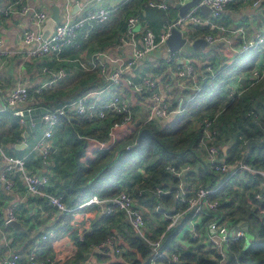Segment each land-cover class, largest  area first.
<instances>
[{"label":"trees","instance_id":"trees-1","mask_svg":"<svg viewBox=\"0 0 264 264\" xmlns=\"http://www.w3.org/2000/svg\"><path fill=\"white\" fill-rule=\"evenodd\" d=\"M147 1L130 0L118 9L119 16L115 19L110 34L96 33L90 39H83L84 29H79L75 38L76 40L81 34V38L78 39L79 50L87 48L89 41L92 45L90 49H103L114 38L117 39L129 16H137L139 21L145 23L154 33L159 31L165 21L176 18L175 7L163 11L148 6ZM207 28L196 27L201 33H209ZM190 35L191 39L197 36L195 33ZM260 55L259 50L242 53L231 65L223 66L213 79L206 76L200 79V91L192 100L184 103V112L175 115L169 125L158 126L153 124L154 122L130 125L126 129L127 134L124 133L114 146L106 151L95 150L92 158H82L91 144L90 138L106 140L109 129L119 121V116L99 122H88L77 114L59 116L58 121L64 124L63 133L71 149L58 163L56 170L58 180L51 187V192L60 195L61 201L68 209H77L93 195L100 199H109L120 192L130 193L141 208L145 205L151 211L154 210L153 213L156 215L154 218L159 219L152 232L147 233L149 239L154 240L163 234L162 246L172 247L176 236L183 235L187 247L174 250L178 255L179 264H217L215 252L206 249L200 239H191L188 235L186 228L191 211L185 212L169 229L167 226L171 220L167 218L160 220L161 216L164 218L165 215L182 211L186 207L176 197L179 195L182 173L177 176L169 167H173L175 171L185 166L192 168L199 160L197 152L202 148L200 145L202 128L199 122L208 118L214 119L212 129L216 134L212 144L219 148L222 140L234 142L236 155L223 161L233 163L242 160L253 170H264V77L239 94H231L228 89L229 81L237 72L253 69ZM43 106L51 108L45 103ZM189 117H194L195 121L189 120ZM192 122L194 125H191ZM142 128L149 129L151 136L144 135L137 143V136ZM182 152L184 154L180 155ZM186 176L197 180L200 183L197 187L208 186L217 178L210 167L201 168L196 172L190 171ZM239 177L241 180L238 182L242 181L245 190L250 191L254 185L260 183V187L251 192L252 206L247 204L243 208L234 203L235 197L229 186L233 184L232 180ZM157 189L161 190L158 196L155 194ZM258 192L262 193L259 200L254 199ZM211 199L220 203L217 214H221V222H229L235 226L241 219L246 220L248 231L254 236L248 245H245V237L230 241L228 260L224 264H264V214L260 213V209L264 208V179L258 174L244 172L226 181ZM157 206L160 210L156 212ZM67 214L68 212L65 215ZM104 218L103 216L102 219ZM210 219L209 216H204L202 225ZM105 220L108 221L109 217ZM129 229L126 245L128 251L124 256L126 261L128 264H147L151 254L150 247L135 235L130 226ZM111 233V229L94 227L92 232L84 236L83 241L75 237L73 241L75 257L81 258L82 252L90 245L98 243ZM73 261L76 259H70L67 263ZM161 262L169 264L165 258Z\"/></svg>","mask_w":264,"mask_h":264},{"label":"crops","instance_id":"crops-1","mask_svg":"<svg viewBox=\"0 0 264 264\" xmlns=\"http://www.w3.org/2000/svg\"><path fill=\"white\" fill-rule=\"evenodd\" d=\"M12 1L14 0H0V5L1 7H5ZM69 1L71 5L70 18L72 20L82 18L87 11L94 8L102 6L114 7L119 3V0H101L99 2L95 0ZM168 1L169 7H175L172 2H175L176 0ZM53 6H57L59 9L60 20L65 19L66 13L64 11L63 2L60 0H18V3L13 6V11L8 17L0 16V36L3 38L0 53V172L4 168L3 155L25 157V164L28 171L37 175L42 174L47 176L48 185L45 187V190L49 192H51V187L58 180L56 177V170L58 169L57 166L59 161L63 156L65 157L67 152L71 149L70 144L67 142V138L63 133L65 130L64 124L58 121L48 141L49 147H51L50 152L46 157H41L32 149L35 141L43 133L44 127L41 125L37 131L30 134L28 137H24V120L23 117L21 118L18 115V111L36 107H45L43 106L45 103L48 106H51L49 109L52 110L64 107L63 117L65 115L69 116L76 114L73 111L76 99L88 91L103 89L105 84L98 77L97 73L81 72L72 60H86L93 52L101 50L106 52L110 59H114L117 56H123V54L130 52V48H124L119 52L115 51L114 46L117 43V39L104 46L101 50H96L94 48L90 49V47H92L90 41L87 43V48L79 50L78 39L81 38L80 34V37H77L70 47L63 50L61 60L59 61L52 56L28 58L26 56V51L33 47L34 44H31L30 46L24 45L21 42V35L25 30H30L33 33L39 32L33 23L30 13L43 12L48 17ZM22 7L28 9L26 13L21 12ZM118 9L113 12L114 14L112 13L113 16L118 13ZM112 14L108 21L113 20ZM200 14L203 15L202 13ZM175 17L176 18L171 21L177 19V9ZM107 22L103 25L96 26V28L93 29L94 31L89 33L86 38L84 37L85 28H83L84 31L82 38H92L93 35L100 32L101 28ZM216 24L222 25L228 29V32H221L218 29L208 27L207 29L209 30V33H201L200 31H197L196 27H206L205 25L188 24L186 26V36L189 40H194L196 38H203L207 35H222L228 39L230 45L224 41L211 44L205 42L203 49L200 47L196 51L189 49L191 50L189 52L188 50H184L180 56L173 58L171 62L172 66H182L187 63L191 64L196 71L199 84L200 79H204L206 76L204 70L206 65L209 64L216 70H221L223 66L231 65L237 58L238 55L235 54L232 49H239L241 39L238 34L230 31L242 26L245 31V36L249 40L257 35L264 34V6H253L252 0H232V3L222 13L216 21ZM194 33L197 34V36L191 39L190 34ZM136 39L137 41L139 40V35L136 36ZM167 54L168 52L164 46H159L158 49L148 53L140 65L127 71L122 79L120 87L117 89V93L123 95L127 99L133 110L132 125L134 126L141 124L147 102L132 90L128 82H136L144 73H146V71H149L150 67H152V75L160 80L157 91L161 95L164 103L171 107H176L179 98L186 100L192 96L190 90L180 89L178 84L176 85L175 79L171 75L167 76L166 69L169 65L166 64ZM261 61L262 54L256 62L255 67L259 66ZM114 65L115 63H111V66ZM60 69L65 72V75L56 80L52 87L44 90L40 95H34L31 92L30 97L24 103L17 105L15 108L5 107L4 97L10 91L17 88L32 91L35 87H38L51 79L53 74H56ZM162 76L164 78H161ZM248 78L249 77H246L245 72H237L228 83L229 92L240 93L241 89H244L246 86ZM111 94L106 91H102L100 95L96 94L95 97H98V99L95 103L101 105ZM107 118L109 119L112 117L107 115ZM173 119L174 116H170L166 119H155L153 124L163 126ZM126 129L127 127L123 128L121 131L118 130V134L120 135L119 138L127 132ZM83 143L84 145L86 144L85 141ZM90 143L93 148L90 147V144L88 145L82 156L83 159L92 158L94 156V151L96 149L91 141ZM222 143L218 145L219 153H221L217 156L218 160L223 161L236 155L233 140H222ZM198 151L197 154L199 160H197L192 168L189 166L187 173L190 171L196 172L201 170V168L208 169L210 167L204 149L201 148ZM186 174L184 172L181 174L180 178H182L179 187L187 193H190L200 183L197 180H193V178L189 179ZM12 182L13 187L10 189H5L2 182H0V255H8L10 252H18L20 254L18 264H28L26 256L30 248L33 247L35 239L42 234L47 233L49 230H53L55 235L57 232L64 235L66 230L74 232V228H76L77 235L84 234L85 236L92 232L93 228L96 227L111 229V235L114 236L116 244L124 249V254L122 256H117L110 250L101 252L88 247L85 252H82V261L73 262L77 264H128L124 256L128 251L126 245L128 243L130 229L125 216L121 214V212L113 211L111 214L106 215L104 213L106 206L103 204L84 206L81 204L77 209L67 211L68 214L65 215L66 212L56 210L42 197L27 194L19 176L13 178ZM13 204L15 205L14 213L16 221L21 225V229L6 226V209ZM141 209L144 216L145 233L149 238L147 233L152 232V229L159 219L154 218L156 216L153 213L154 210L151 211L147 206L142 205ZM103 216L105 218L109 217V220L106 221L105 218L102 219ZM162 219L165 218L161 216L160 220ZM202 219L203 218L198 219L197 229L200 231V235L204 231ZM67 222L68 226L66 225ZM239 223H241V227L242 223L247 224L246 220L243 219H241ZM64 225L67 227H64ZM202 238L203 235H201L200 241L204 244ZM47 240L40 242L38 245L36 253L39 258L49 257L54 264H60L59 260L64 258V253H66L67 250L69 253H75L74 239L71 241L64 238L58 242L51 239ZM185 241L183 235L178 234L174 239L172 247L169 246L166 248L172 249V251L176 249L178 250V248H186L187 245L185 244ZM65 264H67V262Z\"/></svg>","mask_w":264,"mask_h":264},{"label":"built area","instance_id":"built-area-1","mask_svg":"<svg viewBox=\"0 0 264 264\" xmlns=\"http://www.w3.org/2000/svg\"><path fill=\"white\" fill-rule=\"evenodd\" d=\"M60 1L63 2L66 17L54 25L52 33L46 40L41 38V29L47 16L43 12L30 13L33 23L39 32L33 33L30 30H25L21 35V42L24 45L30 46L31 44H34L33 47L26 51V56L28 58L52 56L57 61L61 60L62 51L73 44L79 29L85 28L84 37L86 38L89 33L94 31L93 29H95L96 26L103 25L107 22L110 15L116 9L125 6L130 0H119L118 5L114 7L102 6L94 8L87 11L82 18L77 20H72L70 18V1ZM95 1L99 2L101 0ZM188 1L189 0H176L175 2H172V4L173 6H175L176 3L183 5ZM17 3L18 0H14L5 7H1L0 5V16L8 17L13 11V6ZM231 3L232 0H199L197 5L189 9L184 16H178L174 21H165L160 31L157 33H154L149 29L145 23L140 22L137 16H129L126 19L124 29L117 37V43L114 46V49L117 52L124 48H130L129 53L110 59L108 54L101 50L93 52L86 60H72L81 72L97 73L98 77L105 84L104 88L101 90H91L78 97L73 107L74 113L82 116L88 122L104 121L107 118V115H110L111 117L119 116V121L114 123L109 129L106 140L90 138V141L97 151L101 152L110 149L119 140L120 135L118 134V130L121 131L123 128L129 127L133 124V110L130 107L129 102L123 95L117 93V89L120 87L122 79L127 71L140 65L148 53L158 49L159 46L165 47V40L172 28L178 29L188 43L193 41L189 40L186 36V26L188 24L205 25L212 29H218L221 32H228V29L222 25H217L216 21ZM147 5L163 11L169 9L168 0H148ZM201 5H205L209 9V13L205 16L199 13V6ZM252 5L256 7L264 6V0H253ZM27 10V8L22 7L21 12L26 13ZM230 32L238 34L241 39L239 49L231 47L234 49H232V51L235 52V54L239 55L255 50H259L262 54L260 65L245 72L246 77L249 78L244 89H241V93L249 86L261 81L264 77V34L257 35L249 40L246 38L242 26ZM137 35H139V42L136 39ZM203 39L209 44L224 41L230 45L228 39L222 35H207L204 36ZM2 44L3 38L0 36V53ZM183 51L184 50L181 48L173 53L167 50L168 54L166 57V64H169L166 69L167 76L171 75L180 89L190 90V92H192V96L189 99L184 100L183 98H179L176 107H171L163 102L161 95L157 91L160 80L152 75V67H150L149 71H146V73H144L136 82H128L132 90L147 102L144 117L141 121L142 124L154 122L155 119H166L170 116L173 117L182 114L184 112V103L192 100L194 95L200 91L198 83L199 79L191 64L187 63L182 66L171 65L173 58L180 56ZM111 63H115V65L111 66ZM204 70L206 77L210 79H213L220 72V70H216L209 64L205 66ZM64 75L65 72L60 69L56 74H53L51 79L47 80L42 85L35 87L32 91L23 88H17L10 91L4 97L5 107L15 108L17 105H21V103H24L30 97L31 92L34 95H40L41 92L52 87L53 83ZM161 78L164 77L162 76ZM102 91H106L110 94L113 93L104 103L97 105L95 102L98 97H95V95H100ZM230 93L239 94L237 92ZM47 109L48 112L41 115L42 125L44 127L43 133L35 141L32 149L41 157H46L50 152L51 147H49L48 141L58 123L59 116L64 114V107L54 110ZM21 113L22 111H18V115L22 118ZM212 120L204 118L199 122V126L202 128L200 145L204 149L207 159L209 160L211 171L217 175V178L213 180L212 184L205 187L198 186L190 193H187L179 187V195L176 197H178L179 201L185 204L186 207L182 211L175 212L171 215H165L164 218L171 220L167 226V229H169L185 212L191 211V218L187 223L186 230L191 239L199 240L201 239V235L197 229L198 219L203 218L204 216H209L211 219L204 225L202 239L205 248L215 252L217 256V264H224L228 260V243L243 238L245 233L240 223L232 226L229 222H221V214H217V209L219 208L220 203L218 200L211 199V196L218 191L226 181L237 175H241L244 172L258 174L264 179V170H253L242 160L233 163H226L225 161L218 160L217 156L219 148L212 144L216 134L215 130L212 129ZM3 161L4 168L0 172V182H2L5 189L12 188V179L19 176L27 194L42 197L58 211H71V209H68L63 204L60 196L45 190V187L48 185V178L46 175H37L27 170L25 157L3 155ZM188 169L189 167L185 166L184 168H180L179 171H175L173 167H169V170L177 176ZM155 194L157 196L160 195L161 190L157 189ZM261 198L262 193L260 192L254 195V199L259 200ZM91 204L105 205L106 208L104 213L106 215L111 214L113 211L123 213L135 235L150 247L151 254L147 260V264H162L161 260L163 258L167 259L169 264H179L178 255L171 249L162 246L163 234L154 240L147 237L145 234V222L141 207L137 204L136 199L130 193L120 192L109 199H100L98 196H91L84 204H82V206ZM14 210V204L7 207L5 222L16 220ZM155 210L156 212L159 211L160 207L157 206ZM260 213L264 214V208L260 209ZM51 233L52 231H48L35 239L33 247L30 248L26 256L28 264H54L49 257L39 258L36 253L40 242L46 240ZM76 239L83 241L84 234H78ZM115 241L114 236L109 235L89 247L90 249L101 252L110 250L113 254L122 256L124 254V249L119 247ZM19 260L20 254L18 252H10L8 255H0V264H18ZM67 264L77 263L70 262Z\"/></svg>","mask_w":264,"mask_h":264},{"label":"water","instance_id":"water-1","mask_svg":"<svg viewBox=\"0 0 264 264\" xmlns=\"http://www.w3.org/2000/svg\"><path fill=\"white\" fill-rule=\"evenodd\" d=\"M199 0H189L183 5H179L178 3L175 4V8L178 10V16H184L189 9L196 6ZM199 12L203 15H207L209 13V9L205 5L199 6ZM60 21L59 17V9L57 6H53L51 8L50 15L45 19L44 25L41 29V38L46 40L50 34L52 33L53 27L56 23ZM205 46V40L203 38H196L191 43H188L186 38L183 37L180 31L176 28H172L168 37L165 40V47L171 53L177 51L179 48L183 50L192 49L196 51L199 47L203 49ZM48 109L45 107H36L31 109H26L22 111V117L24 120L25 129L23 131V136L28 137L30 134L37 131L41 125L42 120L40 116L44 113H47ZM144 135L151 136V132L147 128L140 129L138 136H137V143ZM51 149V148H50ZM183 155L184 153H179ZM241 224V223H240ZM7 227L18 228L21 229V225L16 220L6 222ZM242 228L244 230V237H245V245H248L249 241L253 239V234L248 231L247 224L242 223Z\"/></svg>","mask_w":264,"mask_h":264},{"label":"rangeland","instance_id":"rangeland-1","mask_svg":"<svg viewBox=\"0 0 264 264\" xmlns=\"http://www.w3.org/2000/svg\"><path fill=\"white\" fill-rule=\"evenodd\" d=\"M118 12V11H117ZM114 14V13H113ZM113 14H112V16H113ZM118 16H119V14L117 13V14H115L114 16H113V20L112 21H108L102 28H101V30H100V32H98V33H105L106 32V34H110L111 33V31H112V26H113V24L115 23L114 21H115V19H117L118 18ZM116 37V36H115ZM114 38V37H113ZM115 40V38L113 39V41ZM112 41H110L108 44H110ZM189 51H191V50H188V52ZM187 119V118H186ZM190 119H192L193 121H195V119H194V117H189V120ZM170 123H172V121H170L169 122V124ZM168 124V123H167ZM168 124V125H169ZM191 125H194V122H192V124ZM90 147L91 148H93L92 147V145L90 144ZM239 180H241V177H239V178H237L236 180H232L231 181V183H233V184H230V186H229V190L231 189V191L230 192H232V194H233V196L235 197V199H234V203L238 206V205H240V206H242L243 208H245L244 206L245 205H247V204H249V205H251L252 206V200H251V194H253V193H251V192H253L255 189H258L259 187H260V183L259 184H256V185H254V187H252L251 189H250V191H249V189H244L243 188V186H242V181H240V182H238ZM238 182V183H237ZM227 192V191H226ZM256 192V191H255ZM141 211H142V209H141ZM142 213H143V211H142ZM69 222V221H68ZM68 222H67V226H68ZM66 225H64V227L66 226ZM66 226V227H67ZM252 227L250 226V230H252L251 229ZM69 229V228H68ZM49 231H52V233H51V235L50 236H48V240H53V241H59V240H63L64 238H67L68 240H71V241H73V239L75 238V237H77L76 235V233H77V229L76 228H74V232L73 231H70V230H66V232L64 233V235L63 234H61L60 232H57V234L55 235V233L53 232V230H49ZM59 236H61V237H59ZM46 239V240H47ZM76 239V238H75ZM47 240V241H48ZM70 259H76V261H82V259L81 258H78V257H75V253L74 252H71V253H69L68 252V250L66 251V253H64V258H62V259H60L59 260V262H60V264H65L66 262H68V261H70ZM62 261V262H61Z\"/></svg>","mask_w":264,"mask_h":264}]
</instances>
